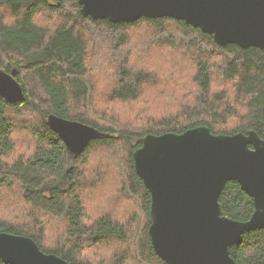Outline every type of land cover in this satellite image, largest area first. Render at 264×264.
Here are the masks:
<instances>
[{"label":"trees","instance_id":"1","mask_svg":"<svg viewBox=\"0 0 264 264\" xmlns=\"http://www.w3.org/2000/svg\"><path fill=\"white\" fill-rule=\"evenodd\" d=\"M81 8L79 0H0V69L17 71L26 96L17 104L0 97V202L16 189L9 197L24 212L18 223L0 214V233L31 238L69 264H167L151 241L152 198L134 153L149 134L201 126L264 139V50L221 46L182 20L114 24ZM139 30L149 36L143 48L131 43ZM160 46L194 69L183 104H172L160 70L133 62ZM137 101L160 107L150 117L138 112L141 127L114 106ZM52 114L106 136L74 155L49 127ZM219 201L223 215L240 222L255 210L236 182ZM230 256L236 264H264V229L243 235Z\"/></svg>","mask_w":264,"mask_h":264},{"label":"water","instance_id":"2","mask_svg":"<svg viewBox=\"0 0 264 264\" xmlns=\"http://www.w3.org/2000/svg\"><path fill=\"white\" fill-rule=\"evenodd\" d=\"M81 14L111 23L141 18L185 21L213 36L221 46L264 50V0H79ZM17 71L0 69V97L23 103ZM49 127L74 154L106 135L96 128L57 115ZM136 172L151 193L150 237L167 264H236L230 248L243 235L264 229V139L255 132L214 135L206 126L182 134H149L134 153ZM236 182L254 201L246 222L222 213L220 197ZM5 264H69L43 252L31 238L0 233Z\"/></svg>","mask_w":264,"mask_h":264},{"label":"rangeland","instance_id":"3","mask_svg":"<svg viewBox=\"0 0 264 264\" xmlns=\"http://www.w3.org/2000/svg\"><path fill=\"white\" fill-rule=\"evenodd\" d=\"M46 18L47 16H40L39 19ZM56 18V17H55ZM147 32L145 30H139L134 34L131 33V43L132 46H138L143 48L142 46L146 39H148ZM158 48V49H157ZM186 53V52H184ZM187 54V53H186ZM96 63V57L93 61ZM133 62L135 64L143 63V65L147 66V70L149 71H158L160 70L163 75H160V85L167 86L168 91L171 96L175 99L172 104L175 106L177 104H183L184 101V89L183 87H187L190 85L194 73V69L190 65V60L187 57H180L178 54H174V52L169 47H154V50H151L147 55L141 57L140 59L133 58ZM138 67H143L140 66ZM215 87L220 86V83L216 81L214 83ZM159 90V89H158ZM154 96H156L157 92L153 90ZM170 102V100H169ZM116 108L120 109L126 115L129 114L128 118L133 122V124L137 127L143 126L142 119L138 115V112L141 110H145L146 114L150 117L155 113H159L160 107L158 103L147 104L143 101L128 103V104H115ZM176 111V110H175ZM135 115V116H134ZM20 122V120L18 121ZM237 127L235 126L233 130ZM17 190L13 189L12 193H8L7 196H3L0 202V214L2 216H6L9 219L17 221L20 214H24V212H20L18 208V201L14 198V202L11 201L9 195L16 194ZM11 206V207H8ZM7 207V208H4ZM21 223V222H20Z\"/></svg>","mask_w":264,"mask_h":264}]
</instances>
